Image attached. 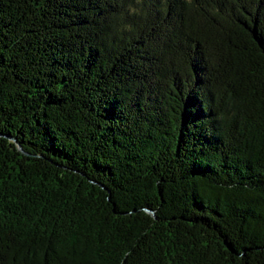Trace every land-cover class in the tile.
I'll return each mask as SVG.
<instances>
[{
    "label": "trees",
    "instance_id": "obj_1",
    "mask_svg": "<svg viewBox=\"0 0 264 264\" xmlns=\"http://www.w3.org/2000/svg\"><path fill=\"white\" fill-rule=\"evenodd\" d=\"M0 264H264V0H0Z\"/></svg>",
    "mask_w": 264,
    "mask_h": 264
}]
</instances>
